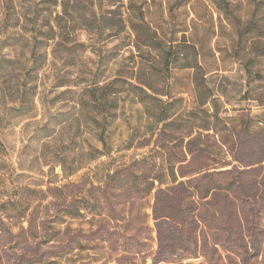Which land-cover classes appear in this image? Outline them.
<instances>
[{
    "label": "rangeland",
    "instance_id": "rangeland-1",
    "mask_svg": "<svg viewBox=\"0 0 264 264\" xmlns=\"http://www.w3.org/2000/svg\"><path fill=\"white\" fill-rule=\"evenodd\" d=\"M68 2L66 14L62 0H0V58L21 63L17 73L34 93H26L21 115L18 101L1 104L0 233H12L0 238L1 263L25 264L21 256L38 250L44 255L36 264H154L160 237L167 260L159 264H244L242 245L252 264H264V163L256 164L264 161V0ZM20 35L25 46H7V36ZM35 37L39 71L32 70ZM117 77L116 108L97 125L92 107L104 102L96 88ZM137 82L172 103L175 121L148 146L127 151L132 129L144 132L146 124L139 92L128 84ZM104 127L120 173L112 187L98 189L106 174L99 163L108 160L92 164L91 157L103 151ZM237 141L243 147L232 151ZM184 155L182 171L192 176L182 180L206 198L193 204L182 191L160 196V209L182 204L186 214L157 224L155 198H139L142 172L131 164L147 160L151 177L167 178ZM234 166L244 171L246 202L234 191L215 192L227 188ZM66 192L80 209L62 222ZM260 207L255 239L251 209Z\"/></svg>",
    "mask_w": 264,
    "mask_h": 264
},
{
    "label": "trees",
    "instance_id": "trees-1",
    "mask_svg": "<svg viewBox=\"0 0 264 264\" xmlns=\"http://www.w3.org/2000/svg\"><path fill=\"white\" fill-rule=\"evenodd\" d=\"M68 0H62L63 8L65 10L66 14H69L68 12H71L70 10L66 9V6L68 5ZM259 10V5L256 6L255 8V13H258ZM74 19V17H72ZM133 28V27H132ZM23 35L18 36H7L6 37V42L8 47H13L16 46V41L19 42L22 46H25L26 43L24 42L23 44L21 41H24L22 38ZM63 36V35H62ZM56 38V35H53L50 37L49 40H54ZM242 34H239V45H242ZM16 40V41H14ZM36 37L34 38L33 45L31 46V55L33 57V71H39L42 68L41 61H40V56H38V51L42 48L40 47L39 42H36ZM12 44V45H11ZM170 52H167V55H169ZM165 65L164 69L168 72L170 70L171 62L172 60L166 56L164 58ZM21 62V60H20ZM254 62L250 60V63L252 64ZM249 63V62H248ZM246 64L245 70L247 71V74L250 75L251 69H250V63ZM21 64V63H18ZM15 63L12 59H3L0 58V152L4 149V145L1 142V135L3 134L4 130L7 127V121L4 118L5 114L4 112L1 111V104H7V103H12L13 102H19V107H17L15 110L19 112V114H23L24 108L26 107L27 103L29 104V99H25V96L27 95L26 93H29L30 96L34 97L33 93V88L29 87L27 89L25 86L26 84L21 81L20 75L17 73L18 70L20 69L19 65ZM30 70V71H32ZM29 71V72H30ZM31 75V74H29ZM122 80V77H117L115 81L104 85L103 87H97L96 91H102V100L104 102V107L101 106V104L98 102L94 103L92 107V114H93V119L95 124L99 125L100 123L98 122L97 118H102L104 122H107L109 118L112 116V108H116V97L119 91L115 90L116 83ZM130 87H133L135 90H138L139 92V103L142 105L143 109V115L146 120V124L144 126V132L141 131L140 128H134L130 132L127 140L125 141V147L123 150H131V149H140L145 146H148L151 139L153 136L156 135V133L159 131V133L163 132L164 129L169 127L175 120H173L174 113L171 112V106L172 103H165L161 99L157 97V93L154 91V89L151 87V85L147 83H142V82H137V85H133L132 83H128ZM197 89L199 88V84H196ZM31 102V100H30ZM158 104L160 106H158ZM161 104L165 105L162 106ZM110 124V123H109ZM107 128H103L99 137L98 141L101 143L103 147V151L99 150H94L93 152L95 153L91 157L92 164H96L98 161L101 160L103 157H107L106 162H100L99 166H105V177L99 181V187L98 189H109L113 185V181L116 179L117 175L120 173L119 169H117V165H115L113 162L115 161V158H113L111 151H110V144L107 139ZM233 143V150L238 151L241 150L243 145L237 141L236 143ZM236 158V156H235ZM147 160H138L135 161V163L131 165H135L140 169L141 177H142V183L140 185V188L138 189L137 193L140 199H145L146 197L153 196L155 198V203L152 205L151 209L153 211V218L156 221L157 224L159 223H167L169 220L173 218H179L182 219L184 218V215L186 214L185 212V207H183L182 204H180L176 209H173L171 207L165 206L164 208L160 209L158 206V199L162 195H168V193H172L176 195V192L182 191L186 193V196L190 199L193 200V204H195V201L201 202L203 201L206 197L200 195L199 193H195L192 191V189H188L187 185L191 183V180H182L186 178H190L192 175L189 172H184L182 171L186 167L184 166V163L187 162V156L184 155L181 159H177L176 162L180 164L179 166V172L178 170H174L173 168L171 169L170 175L167 176L165 173L161 172L159 175H155L154 177H151V174L153 173L154 170V165L153 163H150ZM262 163L264 161H260L256 163L259 165L258 167H261ZM254 166L253 164L251 165H246L244 166L245 168H250L245 171L250 172L251 170H254V168H251ZM98 167V166H97ZM256 167V168H258ZM130 169V168H128ZM227 174L231 176V179L228 183V186L226 189H219L218 191L215 192H221L224 194L229 195L231 191L236 192L237 198L240 199L241 201H248L247 195L244 191V183L241 178V175L244 173V171L238 170L236 166H234L230 171H226ZM68 186L64 185L62 189L66 188ZM179 192V193H180ZM63 199H62V222H65L66 219L73 218V215L75 211L80 209V206L77 207V204L79 203L78 199L73 198L72 193L66 192L65 194H62ZM173 195V196H174ZM102 197L106 198L107 195H102ZM102 197H96L95 200L99 202ZM85 199L82 198L80 201L82 203H85ZM264 206V204H262ZM169 208V209H168ZM77 210V211H78ZM260 208H252V235L256 239V233H258V223H259V217H260ZM195 218L197 219V225H200V219L197 215H195ZM176 227L178 230H182L181 222L176 223ZM157 232L160 233V229H157ZM4 234H9V233H0V238ZM12 235V233H10ZM9 234V235H10ZM33 236H37L39 233H30ZM10 235V236H11ZM39 236V235H38ZM42 239L44 240L45 243H50L52 242V237L48 235H43ZM73 239L70 238L68 239V244L70 246V250H73ZM72 242V243H71ZM244 254H245V259H244V264H252L251 259L253 257V253L250 251V249L247 246L242 245L241 246ZM165 249H163L160 237H159V247L157 251L153 254V263L154 264H159L161 262H166V257L164 254ZM44 253L39 252L38 250L36 251H30L28 254H24L21 256V260L25 261V264H36L41 261L43 258ZM25 257L27 259H25ZM19 262V261H17ZM22 262V261H21ZM24 262H22L23 264ZM0 264L1 261H0ZM9 264V262L7 263Z\"/></svg>",
    "mask_w": 264,
    "mask_h": 264
}]
</instances>
